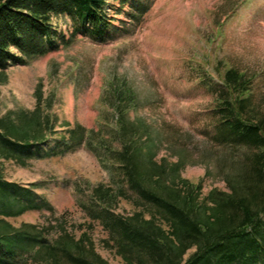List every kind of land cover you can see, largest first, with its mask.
I'll return each mask as SVG.
<instances>
[{"label": "trees", "instance_id": "16d2710c", "mask_svg": "<svg viewBox=\"0 0 264 264\" xmlns=\"http://www.w3.org/2000/svg\"><path fill=\"white\" fill-rule=\"evenodd\" d=\"M106 1L0 0V77L8 66L56 52L77 36L106 41L116 29L104 12ZM114 1L140 15L149 7ZM53 17L68 19L67 35L53 26ZM206 76L200 82L213 95L215 151L204 150L201 163L206 177L225 184L206 194L201 181L182 177L183 158L154 160L148 129L126 120L137 104L125 88L116 92L112 121L100 120L96 131L52 114L40 86L33 110L0 118V161L26 168L83 148L109 178L78 203L89 223L67 228L10 223L51 206L35 192L37 185L0 177V264H111L95 249L92 223L105 234L102 248L123 264H264V98L256 99L255 75L229 67L214 73L215 82Z\"/></svg>", "mask_w": 264, "mask_h": 264}, {"label": "rangeland", "instance_id": "374dc122", "mask_svg": "<svg viewBox=\"0 0 264 264\" xmlns=\"http://www.w3.org/2000/svg\"><path fill=\"white\" fill-rule=\"evenodd\" d=\"M135 2L136 7L149 4L146 13L140 15L128 4L107 1L116 29L106 41L77 36L67 47L24 58L21 65L2 71L0 118L8 111L33 110L35 90L40 86L52 114L71 126L78 123L96 131L100 120L112 121L116 92L125 88L137 104L126 120L148 129L154 141L152 149H156L154 160L164 157L173 163L183 158L182 177L201 181L204 194L213 188L224 189L216 175H204L201 156L204 150L215 151L211 139L215 120L213 95L200 80L206 73L207 79L215 82L218 69L233 67L255 75L256 99L264 98V0ZM52 24L67 35V18L53 17ZM156 137L160 141L157 145ZM0 174L3 180L21 187L37 185L35 192L51 206L50 210L43 208L8 219L17 227L23 223H62L69 228L89 223L78 203L89 198L96 185L109 180L96 157L83 148L33 160L26 168L0 161ZM123 209L129 208L121 205ZM92 224L89 236L97 253L111 264H123L102 248L105 234Z\"/></svg>", "mask_w": 264, "mask_h": 264}]
</instances>
